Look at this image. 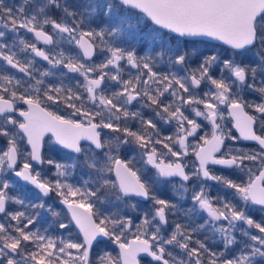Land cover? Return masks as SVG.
I'll return each instance as SVG.
<instances>
[{
  "label": "snow or ice",
  "instance_id": "6c2138e0",
  "mask_svg": "<svg viewBox=\"0 0 264 264\" xmlns=\"http://www.w3.org/2000/svg\"><path fill=\"white\" fill-rule=\"evenodd\" d=\"M35 57L67 72L53 83ZM0 61V264H140L142 253L156 264H264V0H0ZM196 117L210 134L197 135ZM229 118L239 137L225 130ZM49 133L69 150L62 160L44 155ZM240 139L259 150L226 144ZM19 181L31 199L10 194Z\"/></svg>",
  "mask_w": 264,
  "mask_h": 264
},
{
  "label": "flooded vegetation",
  "instance_id": "af4514ba",
  "mask_svg": "<svg viewBox=\"0 0 264 264\" xmlns=\"http://www.w3.org/2000/svg\"><path fill=\"white\" fill-rule=\"evenodd\" d=\"M33 35V34H32ZM33 37H34V35H33ZM35 38V37H34ZM37 42V44H38V47H40V48H45V49H48V48H53V49H55V46L54 45H52V46H44V44L42 43V42H40V41H36ZM64 47H67L66 45L64 46ZM74 47V46H73ZM20 56V58L23 60L24 58H31V54L30 53H22V55H19ZM94 60H97V62H98V57H94ZM35 61H36V67L37 68H39V69H41V70H45V69H49V70H51V71H53V72H55L56 73V76L55 77H49V78H47L48 80H50L51 82H53V83H58L59 82V80H58V78L60 77V73L61 72H67V70L66 69H63L62 68V66L61 67H59V68H52V66L51 65H49L48 63H47V61H43L41 58H39V57H35ZM0 64H3V61H0ZM8 71H9V74H15V75H17L18 77H22L23 76V74L22 73H19L16 69H12V68H10V66L8 67ZM70 76H74L75 74H69ZM125 77H127V76H125ZM124 77V78H125ZM79 79H83L82 77H80ZM64 82L67 84V83H71L72 81H70L69 79H67V78H65L64 79ZM201 88L203 89L204 88V86L202 85L201 86ZM17 104H18V107L21 109V110H26L27 109V106L26 105H24V104H22V103H20V102H17ZM42 106H48L49 108H50V110H53V111H58L59 112V114H61V115H65V116H67V115H69L70 113H71V109H68V108H66V106H64L63 104H51L50 102L48 103V104H45V105H42ZM201 108H202V106H201ZM133 110H135V109H133ZM144 112H145V115L146 116H150V115H152V113L149 111V110H147V109H145L144 110ZM186 114H189L190 116H194L192 113H186ZM15 116H16V118L18 119V120H23V118L21 117V116H19V113L17 112V113H15L14 114ZM73 118H76V117H73ZM197 119V122H202V124H203V127H202V129L201 130H198V133L200 134H204V133H209V126L207 125V123L205 122V121H203V120H201V119H199V118H196ZM232 122V121H231ZM138 126V125H137ZM232 128H233V122H232ZM163 132H164V134L165 135H171L172 133H173V131L175 130L174 129V125H164L163 126ZM234 130V129H233ZM235 132V131H234ZM236 133V132H235ZM21 135H23L22 133H21ZM236 135V134H235ZM238 136V135H237ZM48 139H51L52 141H53V138H52V136L51 135H48L46 138H45V144H46V141L48 140ZM25 140H26V138H25ZM89 142H82V144H88ZM243 143V142H242ZM244 144H246V143H244ZM26 145H27V147H28V144H27V141H26ZM55 145V144H54ZM251 145H254V144H251ZM57 148H59L57 145H55ZM255 146H257V145H255ZM158 147H160V146H158ZM257 147H259V146H257ZM28 149H29V151H30V148L28 147ZM61 151H63V152H65V153H67L68 151H66V150H64V149H61V148H59ZM44 150H45V146H44ZM125 155V150H122V158H123V156ZM126 155H127V157L128 158H131L133 155H135V153H132V152H127L126 153ZM194 159H195V156H194ZM195 163H198L197 161H196V159H195V161H194ZM194 162H192V163H190L189 164V167H191L192 166V164L194 163ZM187 164V163H186ZM37 167H45V166H39V165H37ZM136 167L137 168H141V167H144V165H142L141 164V162H139V161H137V163H136ZM147 168L149 169V171L150 172H154L155 170L154 169H152L151 168V166H147ZM216 168L217 169H219L220 170V168L219 167H217L216 166ZM222 170V169H221ZM53 172L55 171V169H53L52 170ZM48 172V171H47ZM82 174V170L80 169V168H78L77 169V173H76V176L73 178V180H72V182H75L79 177H80V175ZM85 178H87V177H85ZM111 178L112 179H115V176H114V174L111 176ZM19 180V179H18ZM177 181H178V179H176ZM20 182V181H19ZM23 186H25V187H27V188H31V190H33V188L32 187H30V186H28V185H25V184H23L22 182H20ZM211 183V182H210ZM171 191V190H170ZM163 194V193H162ZM48 203H53V202H55V204H54V206L56 207V209L58 210V211H61L65 216H67V214H68V210H67V208H66V206L65 205H63V204H61V203H59V198L58 197H56L55 196V194H51L50 195V197H47V198H44ZM136 223H139V220H136ZM53 224V218L50 216V215H48V222H47V227L49 226V225H52ZM49 230H51V231H53V232H55L56 233V235H67L65 232H63L62 230H60V231H55V230H53L52 228H50ZM133 231H134V229H133ZM73 232L74 233H78V229H76L75 227L73 228ZM82 238V237H81ZM132 239V236L131 235H129V240H131ZM111 248H116L117 250H118V254H119V249H118V246H116V245H111V246H109L108 247V249H111ZM74 251V250H73ZM114 254V253H113ZM139 261H140V264H156V262L155 261H152L151 260V258L150 257H140L139 258Z\"/></svg>",
  "mask_w": 264,
  "mask_h": 264
},
{
  "label": "trees",
  "instance_id": "16d2710c",
  "mask_svg": "<svg viewBox=\"0 0 264 264\" xmlns=\"http://www.w3.org/2000/svg\"><path fill=\"white\" fill-rule=\"evenodd\" d=\"M20 2L21 1H17V0H7V3L8 4H13V3L19 4ZM21 34L25 35V38L28 39L29 41H35V38L33 37V35L31 33L25 34L23 29H21ZM37 46H38V44H37ZM19 55H22V53H19ZM132 72H135V70L133 69ZM125 76H127V73L125 74ZM127 78H128V76L125 77V79H127ZM244 98L246 100H251V101L259 102V96H258V94H255V93H246ZM249 111H251V110H249ZM226 122L228 124V128L231 130V134L233 136H237V135H235L236 133L234 132V130L232 128V122H231L230 118L229 119H226ZM20 144H21V147L24 149L25 152L29 151V149H28V147L26 145V140L25 139L22 140L20 142ZM226 144H232L233 146H235L237 148H247V149H256V150H259V147L255 146V145H251V144H244L240 140L235 141V142L234 141H226ZM3 147H6V142L3 140V138H0V148H3ZM53 149H59V148H57L54 145V143H53V141L51 139H48L46 141V144H45V150H44L45 157L46 158L47 157H51V158H55L57 160H62L63 155H64L65 152L61 151L60 149H59V151H55ZM188 158H189V163L188 164H190V163H192V162L195 161L194 154H191V156L188 157ZM44 168L48 171V175L51 176V174L53 172L52 170L54 168H48L47 165H45ZM217 171H224V174L225 175H231V177L233 179H237V176H243V179L246 181L247 178H248L245 173H236V174H233V173H231L230 170H221V169L220 170L217 169ZM19 184L22 185L20 182H19ZM33 191L34 190H31V188L29 189V188H27L25 186L23 188H18L17 186H13L12 188L9 189L10 194H12V195L23 194V195L27 196L28 199H31V193ZM215 192L216 191L213 189V195L215 194ZM163 194L166 195L169 198L172 197V192L167 187L164 189ZM190 202H191L190 200H187V201L184 202V205L187 206V207H190L191 206ZM13 207H18V206H13ZM260 215L261 214L258 213V212L255 213V217L256 218H258ZM201 216L206 217V215H202V214H201ZM172 219H173L172 217L169 218V220H170V223H169V226H168L169 227V231L171 230V227H172V225H171ZM194 219L196 220L197 223L202 222L199 218H194ZM43 227H47V224L43 225ZM49 233L52 234V235H56V233L53 232V231H51V230H49ZM201 238H203V236H201ZM208 243H209V246L210 247H213L214 250H220L222 248V244H220L218 242H215L214 243L212 240H209ZM106 250L112 252V254L114 253L113 254L114 256L118 255V250L116 248H111V249H108L107 248Z\"/></svg>",
  "mask_w": 264,
  "mask_h": 264
},
{
  "label": "rangeland",
  "instance_id": "374dc122",
  "mask_svg": "<svg viewBox=\"0 0 264 264\" xmlns=\"http://www.w3.org/2000/svg\"><path fill=\"white\" fill-rule=\"evenodd\" d=\"M17 1H21V0H17ZM140 54H143V52L141 51V53ZM194 115V114H193ZM196 118H199V119H201V120H203V118L202 117H196ZM204 121V120H203ZM206 123H207V125L209 126V133L208 134H210L211 132H212V126H211V124L208 122V121H205ZM223 124H224V126H225V130L227 131L229 128H228V124H227V122H226V120L223 122ZM197 135H202L201 133L199 134V133H197ZM21 142V141H20ZM197 142V140L195 139V138H193V137H189V144L190 145H194L195 143ZM163 150V149H162ZM164 151H166V150H164ZM191 154H193V149L190 147L189 149H188V155L187 156H185L184 158H183V162L184 163H189V158L188 157H190L191 156ZM137 161H139V158H137ZM142 164V163H141ZM143 165V164H142ZM189 165V164H188ZM148 166H150V165H148ZM11 175V174H10ZM14 179H16V180H18V178H14ZM215 191H216V189L215 188H213ZM190 204H191V202H190ZM202 215H206V213H201Z\"/></svg>",
  "mask_w": 264,
  "mask_h": 264
},
{
  "label": "water",
  "instance_id": "95a60500",
  "mask_svg": "<svg viewBox=\"0 0 264 264\" xmlns=\"http://www.w3.org/2000/svg\"><path fill=\"white\" fill-rule=\"evenodd\" d=\"M210 43H212V44H219L220 42H218V41H211ZM45 46V45H44ZM48 46H52V45H48ZM224 48H227V46H223ZM27 106V105H26ZM23 118V117H22ZM233 122V129H234V131L236 132V135H238V137H239V131L234 127V121H232ZM48 135H51V133H49V134H47L46 136H45V138L48 136ZM52 136V135H51ZM54 139V138H53ZM240 141L241 142H243V143H246V144H254V145H257L255 142H253V141H245V140H242V139H240ZM82 142H88V141H82ZM81 142V143H82ZM59 148H60V146L59 145H57ZM258 146V145H257ZM28 147L30 148V145H28ZM62 149V148H61ZM30 150H31V148H30ZM64 150H66V151H69V150H67V149H64ZM196 159V158H195ZM198 162V161H197ZM217 167H219V166H217ZM19 179V178H18ZM175 179H178L179 180V178H175ZM20 182H22L23 184H25L26 185V183L25 182H23V181H20ZM28 186H30V187H32L31 185H28ZM119 249V248H118ZM140 257H148L146 254H141L139 257H138V259L140 258Z\"/></svg>",
  "mask_w": 264,
  "mask_h": 264
}]
</instances>
